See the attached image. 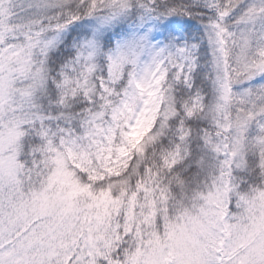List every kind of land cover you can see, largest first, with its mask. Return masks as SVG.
Segmentation results:
<instances>
[{
    "label": "snow or ice",
    "instance_id": "snow-or-ice-1",
    "mask_svg": "<svg viewBox=\"0 0 264 264\" xmlns=\"http://www.w3.org/2000/svg\"><path fill=\"white\" fill-rule=\"evenodd\" d=\"M0 264H264V0H0Z\"/></svg>",
    "mask_w": 264,
    "mask_h": 264
}]
</instances>
